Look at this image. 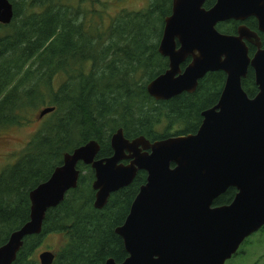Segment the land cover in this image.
<instances>
[{"label": "trees", "instance_id": "16d2710c", "mask_svg": "<svg viewBox=\"0 0 264 264\" xmlns=\"http://www.w3.org/2000/svg\"><path fill=\"white\" fill-rule=\"evenodd\" d=\"M10 1L14 19L0 24V132L30 124L35 112L54 111L44 116L15 163L0 172V246L30 220L31 191L63 164L66 153L96 140L98 158L111 157V137L119 129L130 140L143 136L151 142L195 134L203 111L218 103L226 82L223 72H213L192 94L167 101L149 95V82L169 68L159 45L173 0H150L141 10H123L108 26L91 22L84 0ZM214 4L207 0L204 7ZM244 24L254 29L252 20ZM238 26L228 21L216 28L233 35ZM254 52L251 48L250 55ZM254 77L249 68L242 80L250 98L258 93ZM78 170L77 187L48 210L42 232L25 238L13 264H40L36 252L52 234L66 239L54 252L53 264L121 263L128 257L116 229L129 215L147 173L139 171L131 185L97 209L94 171L83 163ZM234 195L235 189H229L215 206L231 203ZM260 231L264 234V227Z\"/></svg>", "mask_w": 264, "mask_h": 264}, {"label": "water", "instance_id": "95a60500", "mask_svg": "<svg viewBox=\"0 0 264 264\" xmlns=\"http://www.w3.org/2000/svg\"><path fill=\"white\" fill-rule=\"evenodd\" d=\"M205 2L173 0L159 45L169 68L147 85L152 98L167 101L194 93L208 73L223 72L220 99L203 111L197 133L151 142L143 136L130 140L119 129L111 137V157L98 158L96 140L66 153L63 164L31 191L30 220L0 246V264H13L25 238L42 232L48 210L77 187L79 163L94 171L97 209L131 185L139 171L147 173L129 215L116 229L128 257L106 264H226L264 227V48L258 34L243 24L255 17L264 32V0H216L210 9ZM13 19L11 1L0 0V24ZM231 20L242 23L236 35L217 30ZM247 42L256 47L253 56ZM249 68L259 90L253 98L242 87ZM53 111L44 109L39 118ZM231 188L237 191L233 201L215 206ZM54 259L49 250L38 255L40 264Z\"/></svg>", "mask_w": 264, "mask_h": 264}, {"label": "rangeland", "instance_id": "374dc122", "mask_svg": "<svg viewBox=\"0 0 264 264\" xmlns=\"http://www.w3.org/2000/svg\"><path fill=\"white\" fill-rule=\"evenodd\" d=\"M71 2L74 4L72 0ZM149 2L150 0H84L82 5L92 23L108 26L121 11H138L147 7ZM39 114V111L32 114V121L26 126L0 132V172L15 163L31 137L40 129L45 117L39 118ZM246 240L238 251L242 254L233 256L226 264H264V234L258 231ZM65 242L63 235H47L36 252L37 258L46 250L58 251Z\"/></svg>", "mask_w": 264, "mask_h": 264}, {"label": "flooded vegetation", "instance_id": "af4514ba", "mask_svg": "<svg viewBox=\"0 0 264 264\" xmlns=\"http://www.w3.org/2000/svg\"><path fill=\"white\" fill-rule=\"evenodd\" d=\"M207 1V0H206ZM215 3H216V0H215ZM215 5V4H214ZM248 20H252V25H253V28L254 29H251L252 31H254V32H256L257 34H258V36L260 37V39H261V36L260 35H264V32H260L259 31V28H258V22H257V19L255 18V17H250ZM231 21H233V20H231ZM247 21V20H246ZM245 21V22H246ZM228 22V21H227ZM240 23V22H239ZM242 23H240V25H241ZM244 24V23H243ZM246 25V24H245ZM247 26V25H246ZM248 27V26H247ZM238 28H239V26H238ZM249 28V27H248ZM250 29V28H249ZM237 34V33H236ZM236 34H233V35H236ZM230 35V34H229ZM261 43H262V41H261ZM247 46H248V48H249V54H250V49L251 48H254L255 49V52H256V47L253 45V44H251V43H249V42H247ZM262 46H263V44H262ZM254 52V53H255ZM251 56V55H250ZM253 56V55H252ZM254 76H255V74H254ZM255 78V77H254ZM255 85H256V83H255ZM258 88V87H257ZM259 91V90H258ZM125 164H127L128 163V161H125L124 162ZM231 189H234V188H231ZM227 193V192H226ZM225 193V194H226ZM236 193H237V191L235 190V195H236ZM224 195V194H223ZM222 195V196H223ZM235 195H234V197H233V199L235 198ZM221 197V196H220ZM220 197L218 198V199H220ZM233 201V200H232ZM231 201V202H232ZM230 203H227V204H224V205H229ZM224 205H218V206H224ZM228 262V261H227ZM226 262V263H227Z\"/></svg>", "mask_w": 264, "mask_h": 264}]
</instances>
